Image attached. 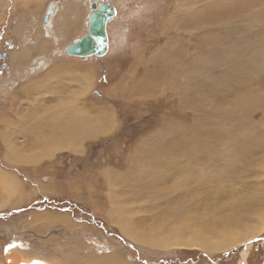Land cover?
Listing matches in <instances>:
<instances>
[{
    "label": "rangeland",
    "instance_id": "rangeland-1",
    "mask_svg": "<svg viewBox=\"0 0 264 264\" xmlns=\"http://www.w3.org/2000/svg\"><path fill=\"white\" fill-rule=\"evenodd\" d=\"M93 2L116 10L108 50L69 57ZM263 63L264 0H0V176L22 194L0 187V264H264V230L245 236L264 221ZM50 73L71 89L42 90ZM69 109L87 121L70 134Z\"/></svg>",
    "mask_w": 264,
    "mask_h": 264
},
{
    "label": "bare ground",
    "instance_id": "bare-ground-1",
    "mask_svg": "<svg viewBox=\"0 0 264 264\" xmlns=\"http://www.w3.org/2000/svg\"><path fill=\"white\" fill-rule=\"evenodd\" d=\"M55 6V5H54ZM53 10H54V8H53ZM52 17H53V14H51V16H50V18H49V22L47 23V24H44L43 26H44V30H45V32H46V34H48L49 33V31H50V29H52ZM87 29H88V20H87ZM164 30V29H163ZM106 31H107V25H106ZM107 37H108V35H107ZM65 51V50H64ZM14 53V52H13ZM17 53H19V52H17ZM12 55V54H11ZM21 55V54H20ZM20 55H16L15 54V56H13V58H12V66H15V65H21L22 63V60L24 59V57H21ZM262 61V60H261ZM24 63V62H23ZM39 63V62H38ZM37 63V64H38ZM260 63V62H259ZM40 64V63H39ZM261 67H263V69H264V63H263V65H261ZM75 110V109H74ZM73 110V111H74ZM63 111V110H62ZM79 111V110H78ZM66 112V113H65ZM65 117H64V121L62 122V120H63V118H62V120H60L62 123H63V126H64V131L65 130H67L68 132H69V134L70 133H74V132H76L77 131V129H79V126L81 125H84L85 123H87V121H86V117L84 116V115H80L79 113H75V112H72L70 109L69 110H65ZM77 114H78V117H77ZM63 116H64V114H63ZM62 116V117H63ZM89 122V121H88ZM79 123H81L79 126H78V124ZM80 126V127H81ZM90 127V126H89ZM86 128V127H85ZM93 130V129H92ZM84 131V130H83ZM88 131V130H87ZM63 132V131H62ZM66 132V131H65ZM64 132V133H65ZM68 132H66V133H68ZM185 132V131H184ZM84 133V132H83ZM72 135V134H71ZM71 135H70V137H71ZM85 135H86V133H85ZM68 136V135H67ZM88 136V135H87ZM79 138V137H78ZM65 139H68V138H65ZM73 139H75V138H73ZM187 139V138H186ZM60 142H61V140H59ZM160 151H162L161 149H160ZM172 157V156H171ZM150 177V176H149ZM11 177H9V178H7L6 176L5 177H3V176H0V187H2L3 189H4V192H6V194L5 195H7L8 197H11V196H14V195H21L22 196V194L21 193H18L17 192V187L15 186V184H17V182L15 183V181H13V180H11L10 179ZM138 178V177H137ZM162 178V177H161ZM117 179V178H116ZM115 179V180H116ZM123 179V178H122ZM154 180H155V178H154ZM120 181V180H119ZM123 181V180H122ZM158 182V181H157ZM147 184V183H146ZM17 186H18V184H17ZM20 187V186H19ZM2 189V190H3ZM21 189V188H20ZM1 190V191H2ZM7 190V191H6ZM21 191V190H20ZM108 191V190H107ZM111 191V190H110ZM3 192V191H2ZM114 192V191H113ZM117 193V192H116ZM4 195V194H3ZM19 195V196H20ZM119 195V194H118ZM121 195V194H120ZM131 195V194H130ZM135 195V194H134ZM20 196V197H21ZM136 196V195H135ZM15 197V196H14ZM131 197V196H130ZM4 199V198H3ZM3 199H0V209L1 208H4L5 207V201L3 200ZM8 198H6V200H7ZM19 201V200H18ZM11 203V202H10ZM132 209V208H131ZM111 210V209H110ZM136 210V209H135ZM116 211V210H115ZM134 211V210H133ZM114 212V211H113ZM114 213H116V212H114ZM262 214V213H261ZM260 214V215H261ZM37 215V214H36ZM115 215V214H114ZM34 217H36L37 218V216H34ZM110 217V216H109ZM119 217V216H118ZM189 217V216H188ZM259 217H263V216H259ZM114 218V217H113ZM226 218V217H225ZM229 218V217H228ZM242 217H240V219H241ZM227 219V218H226ZM234 219H236L237 220V218H234ZM246 219V218H245ZM31 220V219H30ZM36 219H34V221H35ZM64 220V219H63ZM63 220H61V221H63ZM114 220V219H113ZM227 220H229V219H227ZM232 220V219H231ZM115 221V220H114ZM186 221V220H185ZM230 221V220H229ZM233 221V220H232ZM243 221V220H242ZM28 222V221H27ZM115 222H118V221H115ZM188 222H189V220H188ZM234 222V221H233ZM111 223V222H110ZM213 223V222H212ZM217 223H218V221H217ZM216 223V225H218ZM232 223V222H231ZM256 223H257V219H256ZM120 224V223H119ZM190 224V223H189ZM194 224V223H193ZM214 224V223H213ZM221 224V223H220ZM259 224V223H258ZM183 225V224H182ZM233 226H234V224H232ZM254 225V224H253ZM253 225H252V227H253ZM220 226V225H219ZM221 226H222V224H221ZM225 226V225H224ZM232 226V227H233ZM131 227V226H130ZM215 227V226H214ZM218 227V226H217ZM227 227H229V226H227ZM252 227L250 228L251 230H249V232L247 231V233L245 234V236L246 235H248V236H250V235H258V234H260L263 230H264V221H262L256 228H254V229H252ZM122 228V227H121ZM134 228H135V226H134ZM224 228V227H223ZM249 228V227H248ZM183 229V228H182ZM211 229V228H210ZM212 229H213V227H212ZM221 230H222V228H220ZM227 229V228H226ZM123 230V229H122ZM216 230V229H215ZM214 230V231H215ZM219 230V229H218ZM217 230V231H218ZM126 231V230H125ZM133 230L131 229V231L130 232H132ZM176 231H177V229H176ZM203 231V230H202ZM220 231V230H219ZM238 231V230H237ZM191 232V231H190ZM194 232V231H193ZM199 232V231H198ZM205 232V231H204ZM203 232V233H204ZM213 232V231H212ZM216 232V231H215ZM241 232V231H240ZM242 232H243V229H242ZM241 232V233H242ZM132 233H134V231L132 232ZM195 233V232H194ZM206 233V232H205ZM219 233V232H218ZM193 234V233H192ZM202 233L200 232V235H201ZM233 234V233H232ZM237 234H238V232H237ZM127 235H129V233L127 234ZM205 235V239H206V234H204ZM197 236H199V235H197ZM244 236V235H243ZM201 237V236H200ZM204 237V236H203ZM225 237V236H224ZM129 238L131 239V240H134L135 242H138V243H143V244H147V245H149V246H151L152 248H163V249H168V248H171V247H174V245H180V244H184V245H180V246H189V247H198V248H205L206 250H223V249H226V248H228V245H233L235 242H237L238 240H240V242H241V236H240V234L239 235H232L231 237L229 236V239H227V238H223V239H227V240H224V241H228V243H223L224 241H222V242H220V241H217V242H212V243H207V244H203L202 242H198V239L196 240V239H194L193 237V239H194V241H190V242H187V241H183L182 242V239L181 238H179V239H176V241L175 242H172V241H168V242H166V241H163V240H161L159 237H155L153 234H151V233H149L148 235H146V236H138V238L139 239H135V238H133L132 236H130L129 235ZM252 238V237H251ZM201 239V238H200ZM203 239V238H202ZM248 240H249V238H247ZM246 239V240H247ZM139 240L141 241V242H139ZM188 241H189V239H187ZM192 240V239H191ZM216 240V239H215ZM245 240V241H246ZM206 241V240H205ZM243 243V242H242ZM186 244V245H185ZM188 244V245H187ZM208 244H212V245H208ZM250 244H251V242H247V243H244L243 244V246H244V248H243V250H241V253H242V255H241V253H240V255H241V258H242V260L244 261V259H245V256H247V251H248V249H249V246H250ZM16 246V245H15ZM21 246V245H20ZM235 246V245H234ZM230 247V246H229ZM17 248V247H16ZM15 248H14V246H9L8 248H7V252L8 253H12L13 252V250H14ZM15 251V250H14ZM17 251V250H16ZM12 255V254H11ZM11 260V259H10ZM19 260V259H18ZM21 261V260H20ZM26 261V260H25ZM28 261V260H27ZM13 262H16V261H13ZM90 262H92L93 264H96L93 260H91ZM45 262L44 261H42V260H39V259H30L29 261H28V263L26 262V264H44ZM91 263V264H92ZM25 264V263H24ZM48 264V263H47ZM100 264V263H99ZM241 264H246V263H241Z\"/></svg>",
    "mask_w": 264,
    "mask_h": 264
},
{
    "label": "water",
    "instance_id": "water-1",
    "mask_svg": "<svg viewBox=\"0 0 264 264\" xmlns=\"http://www.w3.org/2000/svg\"><path fill=\"white\" fill-rule=\"evenodd\" d=\"M54 2L47 5L43 15V25L49 22L53 12ZM87 32L77 41L65 47V54L69 57L89 58L102 57L108 50L106 25L116 15L115 7L106 2L90 3Z\"/></svg>",
    "mask_w": 264,
    "mask_h": 264
},
{
    "label": "crops",
    "instance_id": "crops-1",
    "mask_svg": "<svg viewBox=\"0 0 264 264\" xmlns=\"http://www.w3.org/2000/svg\"><path fill=\"white\" fill-rule=\"evenodd\" d=\"M26 49H29V47H26L22 51H16V52H19V53H16V55L17 54L18 55L21 54L20 56L24 57V59L21 62L22 63L21 66H25L26 63H27V58H28L29 51L26 50ZM50 75H51V77H49ZM57 78L58 77L56 76V74L50 73V74L46 75L44 78H42V79H36L35 83H40L39 85H42V88H43L42 90H45L46 92H53L52 94L56 95V91H57L58 95L62 96V95H64L63 94L64 92H67L68 89H71V86H66L67 82H64V78L60 79L59 82H57ZM33 88H35V86H33ZM65 113H64V111L61 112V114H65ZM59 122H61V121L59 120Z\"/></svg>",
    "mask_w": 264,
    "mask_h": 264
}]
</instances>
